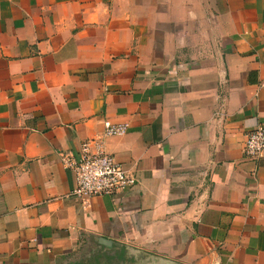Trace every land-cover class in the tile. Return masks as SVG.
<instances>
[{
    "label": "crops",
    "instance_id": "1",
    "mask_svg": "<svg viewBox=\"0 0 264 264\" xmlns=\"http://www.w3.org/2000/svg\"><path fill=\"white\" fill-rule=\"evenodd\" d=\"M105 120L136 182L85 205L59 154ZM261 123L264 0H0V264H264Z\"/></svg>",
    "mask_w": 264,
    "mask_h": 264
},
{
    "label": "built area",
    "instance_id": "2",
    "mask_svg": "<svg viewBox=\"0 0 264 264\" xmlns=\"http://www.w3.org/2000/svg\"><path fill=\"white\" fill-rule=\"evenodd\" d=\"M128 128L127 122L105 120L99 136L83 140L76 152L59 154L63 167L73 175L74 186L71 193L83 204L87 205L93 197L111 195L135 185V177L112 154L104 150L105 139L122 136ZM242 151L248 159H264V124H257L246 132Z\"/></svg>",
    "mask_w": 264,
    "mask_h": 264
},
{
    "label": "rangeland",
    "instance_id": "3",
    "mask_svg": "<svg viewBox=\"0 0 264 264\" xmlns=\"http://www.w3.org/2000/svg\"><path fill=\"white\" fill-rule=\"evenodd\" d=\"M97 250L98 242L96 240L93 241L92 239L85 238L82 245L77 250L78 253L75 255L74 262L76 264H91V261L97 255ZM104 254L107 256L106 261H108L109 264H167L164 261L161 262L160 260H155L146 256L139 258L135 262H126L119 257L114 256L112 251L109 250H106V252L103 251V255Z\"/></svg>",
    "mask_w": 264,
    "mask_h": 264
},
{
    "label": "water",
    "instance_id": "4",
    "mask_svg": "<svg viewBox=\"0 0 264 264\" xmlns=\"http://www.w3.org/2000/svg\"><path fill=\"white\" fill-rule=\"evenodd\" d=\"M102 245H104V246H110L111 245V243H109V242H107V241H105V240H101V242H100ZM156 260H160V259H156ZM161 262H163L162 260H160ZM166 261V260H165ZM164 261V262H165ZM165 263H167V264H181V263H178V262H172V261H168L167 260V262H165Z\"/></svg>",
    "mask_w": 264,
    "mask_h": 264
}]
</instances>
